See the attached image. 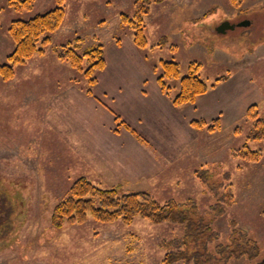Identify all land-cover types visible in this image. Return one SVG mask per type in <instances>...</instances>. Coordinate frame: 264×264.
I'll use <instances>...</instances> for the list:
<instances>
[{
  "label": "rangeland",
  "instance_id": "obj_1",
  "mask_svg": "<svg viewBox=\"0 0 264 264\" xmlns=\"http://www.w3.org/2000/svg\"><path fill=\"white\" fill-rule=\"evenodd\" d=\"M140 1L65 0L44 53L0 77V264H165L166 243L183 234L178 224L87 215L54 228V207L80 179L118 196L144 193L160 206L191 204L209 222L221 208L210 250L229 245L235 227L249 253L224 264L263 259L264 139L252 138L264 126V0L144 3L143 48L121 24L122 15L135 20ZM56 6L34 0L16 11L0 0V63L14 49L10 23ZM225 22L234 29L218 33ZM78 41L79 54L103 51L90 87L56 57ZM171 61L178 78L164 83L172 98L191 64L207 91L173 106L158 83L161 63ZM245 150L259 152L257 161L240 157Z\"/></svg>",
  "mask_w": 264,
  "mask_h": 264
},
{
  "label": "trees",
  "instance_id": "obj_2",
  "mask_svg": "<svg viewBox=\"0 0 264 264\" xmlns=\"http://www.w3.org/2000/svg\"><path fill=\"white\" fill-rule=\"evenodd\" d=\"M34 0H8V5L16 11L29 10ZM156 0H141L137 5L135 20H130L122 15L121 24L129 26L133 30L134 43L143 48L145 40L143 37L142 18L139 12L146 13L144 3L150 4ZM56 7L44 14L36 15L27 20H14L7 30L8 36L13 43L14 49L6 58V63H0V77L9 80L13 77L14 68L25 64L35 53L43 54L44 47L50 44L51 34L61 25L64 17L63 4L65 0H55ZM40 44L41 49L37 50ZM79 41L66 44L56 49V57L59 61L68 64L74 71L83 73L92 86V76L104 68V58L101 46L85 49L81 54ZM163 76L158 78L161 90L171 97L169 88H166L165 79L178 78L177 66L174 62L161 63ZM189 73L182 78L179 92L171 99L173 106L177 107L184 103L192 102L197 96L207 91L206 84L197 77L199 66L191 64ZM89 89V88H88ZM90 95V90L86 91ZM256 128H261L260 122ZM252 139H264V126L260 133ZM259 152L245 150L240 156L248 161H257ZM94 200L98 201L99 207H94ZM215 210V219L221 214L222 209ZM87 215L99 222L109 223L116 219H122L129 223L136 216L150 221L154 224L173 223L182 227L181 238H176L166 243L165 264L183 262L184 264H224L227 259H238L248 254L246 248L250 242L247 239L242 246V238L234 227L233 237L229 238V245L217 246L213 251L210 245L217 238L211 229L210 222L206 221L194 205L176 204L172 201L160 206L152 197L144 193H130L118 196L115 190H100L84 179L76 181L69 190L68 197L57 204L52 212V224L58 229L65 221L68 224H82ZM237 237V238H236ZM236 238V239H235ZM239 246H232L237 244ZM233 242V243H232ZM241 244V245H240ZM233 247V248H232ZM246 247V248H245ZM258 264H264L263 259Z\"/></svg>",
  "mask_w": 264,
  "mask_h": 264
},
{
  "label": "water",
  "instance_id": "obj_3",
  "mask_svg": "<svg viewBox=\"0 0 264 264\" xmlns=\"http://www.w3.org/2000/svg\"><path fill=\"white\" fill-rule=\"evenodd\" d=\"M249 23L248 22H243L238 24L239 27L241 26H247ZM228 29H234L233 25H230L228 22L222 23L218 28H217V32L218 33H224L226 32V30Z\"/></svg>",
  "mask_w": 264,
  "mask_h": 264
}]
</instances>
